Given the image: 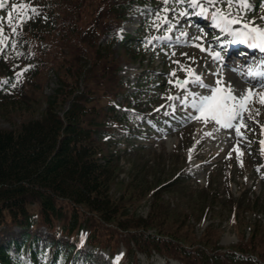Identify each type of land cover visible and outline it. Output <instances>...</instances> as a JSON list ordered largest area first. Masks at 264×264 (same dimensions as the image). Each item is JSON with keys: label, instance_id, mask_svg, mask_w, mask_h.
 <instances>
[{"label": "rangeland", "instance_id": "rangeland-1", "mask_svg": "<svg viewBox=\"0 0 264 264\" xmlns=\"http://www.w3.org/2000/svg\"><path fill=\"white\" fill-rule=\"evenodd\" d=\"M198 2L208 8V13L201 14L199 8L188 9L177 2L170 4L167 8L169 11L165 12L163 0H156V4H152L153 0H147L146 5L138 7L124 24L116 29L118 37L116 43L109 44L112 37L107 28L109 23L107 0L95 1L96 5L99 3V7L96 14H93L94 16L91 15L92 9H87L89 12L83 14L78 13L79 16L72 13L66 15L63 10L57 11L52 0H48V6L52 5L50 7H53L54 13L44 18L43 22H38V25L28 26L26 35H24L26 40L19 42V46H15L14 49V52L18 51V56L13 60L21 64H18L12 71L14 74H19L27 68V65L44 63L38 85L34 89L32 86L25 88L30 94L27 109L29 112H25V115L36 113L41 116L40 113L47 108L48 98L54 95L55 89L59 86L56 65L62 59L82 62L83 67L88 71L90 83L96 88V90L93 88L94 96H96L95 102L100 110L106 108L108 102L112 105L115 103H120L121 106L130 105L123 99L142 101L145 103L144 107H149V104L153 108L163 107L166 114L174 116V121L155 129V133L148 132L149 130L144 128L141 117L133 113H131L133 120L128 126L140 132L137 140L129 139V127L110 129L111 141L116 144H113V148L123 154L120 161V175L111 185L110 194L116 199L125 200L129 216L135 218H147L151 211L159 208L163 211L167 210L168 214L164 212L167 217L164 219L165 224H161L162 228L165 232L176 231L174 234L177 241L190 247H196L193 243L199 242L200 246H205L207 249L216 246L232 247L234 250L242 251L245 258L251 256L247 254L250 250L264 255V143H262L264 142V104L260 102L261 98H264V92H259L260 97L250 98L252 102L247 104L248 110L243 113V122L247 127L240 128L242 135H237L235 128H224L211 120L205 122L202 117L197 119L200 113L192 106L191 108L182 107V102L186 97H190L189 102L192 105L194 99L198 100L202 96L212 95L213 90L210 86L218 85V81L223 82L220 84L221 88L226 90L230 88L237 99L249 91L248 85L242 80L243 76L230 70L225 71L212 59L209 50L214 48L219 50L221 47L219 39L218 37L214 39L213 36H209L210 31L199 27L202 22L211 20L214 21L215 26L211 13L219 8L227 14L226 0H218L215 7L205 1L198 0ZM254 3L252 0L249 3L251 7L247 9H241L239 3L233 4L231 11L234 15L239 12L245 22H254V26L264 29V19H262L264 18V7L257 10ZM13 9L14 4L5 12H12ZM181 12H185L186 15L181 16ZM196 13L199 16L195 15ZM65 17L71 18L78 24L72 25V33L69 34L72 44L69 48L60 44L62 36L68 32ZM165 17L167 20L170 17L168 21L172 26L171 31H167L168 23L161 24V18ZM193 18H196L195 21L191 20ZM148 23H152V29H149L151 34L159 31L155 38L168 36L171 39L152 38L148 40V60L139 63L140 57L132 58L124 54L122 50H119L118 42L129 35H132L137 43L146 42L144 31L147 29L143 26L148 27ZM156 24L161 25L159 29L154 26ZM233 28H239V25H234ZM222 32L218 27L213 29V34ZM35 35L44 37L45 41L32 40ZM228 36L231 38L230 35ZM197 37L201 39H196ZM192 43H198L206 50L194 47ZM111 45L115 53L113 58L115 57L120 67L119 73L113 77L101 65L104 61L109 63L107 59L101 62L96 61V57L98 58L96 50L101 47L102 52H107ZM228 47L226 45L225 48ZM142 48H146V45ZM109 57L112 59L111 54ZM177 61L179 63H176ZM114 62L113 60L112 63ZM248 63L249 61L246 62L240 58L236 65L240 66L242 75L252 77V72L246 69ZM182 68H191L195 75L206 80L209 86L195 88L198 84L193 85L194 77L187 78L188 72ZM173 72L175 76L172 75ZM232 76L235 77L232 78ZM177 80H188L189 82L181 88L177 86ZM118 82L120 84L118 88H115ZM79 85L82 88L88 87L86 80H82ZM189 85L192 86L191 90ZM259 85V87L264 86V80H260ZM110 91L114 92L113 99L111 96L103 99L100 97V95H107ZM128 94V98H122ZM170 96L176 99H168ZM178 98H181L179 103L176 101ZM64 105L67 106V104ZM24 109L25 107H21V110ZM192 111L193 114L190 113ZM178 115L181 116L180 119L177 118ZM0 126L10 127L11 123L0 119ZM132 146L143 147V149L140 152L132 151ZM143 164H146V169L142 171V174L149 173L147 178H139L132 182V177L140 173ZM159 170L163 172L161 182L172 180L175 175H180L182 172L186 175V181L169 191L161 192L159 198L162 197V199L156 202L153 199V193H147L146 189L157 185L159 177L154 172H159ZM152 181L153 184H151ZM134 187L135 193L133 194ZM211 191L219 192L231 200H240L241 196L242 200H246V196L252 199L258 197L259 207L255 213L244 211L243 214L235 216L233 212L229 213V207L223 209L227 203L220 202L215 210L203 216L205 208L211 206L210 198L207 197ZM160 201L163 205H159ZM235 204H237L236 201ZM245 207H247L246 202ZM83 217L88 218L85 214ZM119 219L122 225L130 224V218L127 216H120ZM173 220L183 222L186 226L194 225L198 236L197 241L190 233H186L187 227H182L179 231L175 226H170ZM116 222L99 224L101 230L99 242L108 240L100 244L104 251L97 255L95 264H116L112 261L114 252L121 255L125 253L123 245L127 243L130 234H126L124 240L117 243L116 241L123 234H121L122 229L119 224L116 226ZM192 228L191 226V230ZM254 228L257 229L256 234L258 233L256 245L251 243V231ZM41 231L44 232V229ZM86 233L87 230L84 231V234ZM215 236L220 240L219 243H216ZM37 246L44 248L45 245L39 243ZM176 246L178 249L181 247L179 243H176ZM85 247L90 248L86 245ZM251 257L253 261L244 264H264V261L258 260L255 256ZM141 262L142 264H181L177 259H170L157 253L153 254L150 259L141 255ZM188 262L199 264L194 261Z\"/></svg>", "mask_w": 264, "mask_h": 264}, {"label": "trees", "instance_id": "trees-1", "mask_svg": "<svg viewBox=\"0 0 264 264\" xmlns=\"http://www.w3.org/2000/svg\"><path fill=\"white\" fill-rule=\"evenodd\" d=\"M53 1L55 9L65 11L66 15L72 13L79 16L89 12L87 9H92V14H89L94 16L99 7V3H95L96 0ZM138 1L140 0H107V28L109 33H113V39L116 29L135 9L134 5ZM38 4L41 5L38 7ZM26 5L33 6L37 15L48 12L40 1L36 5L35 0H27ZM24 17L25 14H17L11 25H2L0 33V119L11 123L10 127L0 126V264H29L30 261L33 264H59L61 257H64V264H68L70 260L76 264L82 256L87 259L88 264L96 250L101 248L100 244L108 240L99 242V224H112L116 221V226L119 224L123 234L117 243L124 240L126 234H130L125 243L128 256L122 260L125 264H140L138 253L149 257L154 251L179 258L183 264H190L188 261L199 264H244L253 261L251 256L264 261V257L251 250L247 253L251 256L245 258L240 250L229 248L224 251V248L217 246L207 249L200 246L199 242L193 243L196 247H190L177 241L174 234L176 231L165 232L161 226L165 224L164 219L167 216L164 212L167 210H153L147 218L129 216L125 200L116 199L110 194L111 185L119 178L123 156L113 148L115 142L111 141L110 129L126 127L131 120V112L123 108V105L117 108L118 103L112 105L111 102L107 103L106 108H98L93 90L96 88L90 83L88 71L82 62H75L73 59L59 60L56 65L59 86L54 95L48 98L47 108L40 113L41 116L36 113L24 114L29 112L27 109L30 102V94L25 88L32 86L34 89L38 85L44 68L43 61V64L27 65L19 79L18 74L12 71L21 64L13 60L18 56V51H9L13 47L14 36L25 39L27 30L19 29L25 22ZM65 24L68 26V32L62 36L60 44L69 48L72 44L69 34L72 33V25L77 23L65 17ZM13 26L16 27L15 33L12 32ZM35 39L45 41L40 35L32 37V40ZM133 44L135 43L132 37L123 39L119 50L129 57H140L139 62H144L145 55L133 48ZM112 47L113 45L107 52H102L101 47L96 50V61H109L101 62V65L111 77L117 75L120 70L117 60L113 58L115 53ZM82 80H86L88 87H80ZM5 81L7 83H4ZM119 84L118 82L115 88H118ZM110 96L113 99V91L100 95L102 99ZM144 104L138 102L132 108L148 111ZM21 107L25 109L21 110ZM133 134L134 132L131 133L132 136ZM140 150L133 148V151ZM145 167L146 164H143L140 173L132 177V182L147 178L149 173L142 174ZM154 173L159 177L157 185L149 187L146 192L153 193L155 201L162 199L159 198L161 192L181 184L178 178L161 182L163 172L159 170ZM132 190L134 194L135 187ZM208 196L211 206L205 208L203 216L215 210L220 202L227 203L223 209L229 207V213L233 212L235 216L243 214L244 211L255 213L259 207L258 197L252 199L246 196V200H242L241 196L240 200H231L214 191L207 194ZM159 205H163V202L160 201ZM35 209L37 210L34 211ZM84 214L88 218H84ZM120 216L129 217L130 224L122 225ZM170 226H175L179 231L182 227H187L186 233H190L197 241L194 225L186 226L183 222L174 221ZM42 227L46 229L45 234L40 232ZM85 227L89 231L87 242L93 248V251L87 253L78 249ZM256 230L254 228L251 231L253 245L258 242ZM59 235L67 240L57 239ZM214 239L217 243L216 236ZM37 241L47 242V248L44 251L36 250ZM176 243L181 245L179 249ZM39 255H42L43 261L38 259Z\"/></svg>", "mask_w": 264, "mask_h": 264}, {"label": "snow or ice", "instance_id": "snow-or-ice-1", "mask_svg": "<svg viewBox=\"0 0 264 264\" xmlns=\"http://www.w3.org/2000/svg\"><path fill=\"white\" fill-rule=\"evenodd\" d=\"M165 4L168 3V0H163ZM178 3H184V0H177ZM209 5L215 7L218 0H206ZM236 3H239L241 9L250 8V4L247 0H235ZM234 0H226V7L228 8L227 14L221 11L219 8L216 9L215 12L211 13L212 18L215 20V26L220 28L224 33H227L231 37H233L234 43H244L247 44L250 48H256L261 51H264V29L254 26V22H245L243 17L237 12L235 15L232 13ZM4 4L0 3V8H3ZM15 7V6H14ZM20 7H24L21 5ZM190 7L195 9L199 8L201 14L208 13V8H205L202 4L198 2V0H190ZM30 11L32 13H36L35 8H31ZM165 12L169 11V9L165 8ZM181 16L186 15L185 12L180 13ZM28 17L25 16L24 19ZM264 19V18H262ZM10 25L12 23V13H8V21ZM168 23L169 28L167 31H171V24L166 18H161V24ZM234 25H240L241 27L234 29ZM159 29L161 26L160 24L154 25ZM2 31V28H0ZM16 27H12V32L15 33ZM183 35V34H182ZM6 39V37L4 38ZM155 39L166 40L171 39L168 36H162ZM196 39H201L197 37ZM197 47H201L202 45H196ZM216 59H221L220 53L217 52L214 54ZM176 63H179L178 61ZM26 70V69H25ZM188 72L189 76L194 77L192 82H200V77L196 76L194 70L191 68L183 69ZM23 71L17 75V79L19 76L23 74ZM175 76V72L172 73ZM259 75L264 76V72L259 73ZM189 81H176L178 87L183 88ZM4 83H7L6 81ZM218 84H222V81H218ZM15 86L14 84L12 85ZM203 86V85H201ZM254 94L251 90L247 92L246 95L242 96L241 98L237 99L236 96L232 94L230 88L227 90L221 87H216L213 89L212 95L202 96L198 100L194 99L192 102V107L196 108L200 116L196 117L197 119L203 118L205 122L209 120L215 121L217 124H220L224 128H235L237 135H242L240 132L241 127H247L246 124L243 122V113L247 111V104L251 103V97ZM168 99H176V97H168ZM264 104V98H261L260 101ZM258 114V113H257ZM264 143V142H262ZM117 264H119V259L117 258Z\"/></svg>", "mask_w": 264, "mask_h": 264}]
</instances>
